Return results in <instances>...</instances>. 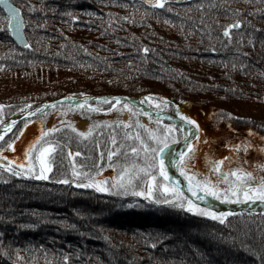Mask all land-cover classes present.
Here are the masks:
<instances>
[{
	"label": "trees",
	"instance_id": "obj_1",
	"mask_svg": "<svg viewBox=\"0 0 264 264\" xmlns=\"http://www.w3.org/2000/svg\"><path fill=\"white\" fill-rule=\"evenodd\" d=\"M11 2L28 46L13 42L0 9L1 121L67 93H157L219 108L222 127L264 130V0ZM92 106L107 111L60 105L48 112L74 121V129L55 126L46 135L53 126L43 124L41 137L54 146L49 182L0 171V264H264V215L213 219L83 187L104 171L142 188L152 173L134 174L140 159L156 165L151 149L179 139L123 104Z\"/></svg>",
	"mask_w": 264,
	"mask_h": 264
},
{
	"label": "rangeland",
	"instance_id": "obj_2",
	"mask_svg": "<svg viewBox=\"0 0 264 264\" xmlns=\"http://www.w3.org/2000/svg\"><path fill=\"white\" fill-rule=\"evenodd\" d=\"M164 100V99H161ZM167 101V100H164ZM162 102L158 101L155 99H149V102L152 103L153 106H156L158 108L165 109L166 105L169 104L172 100H168L167 102ZM177 103V102H176ZM183 103H178V105H182ZM194 104V103H192ZM53 110V109H51ZM47 111L45 113H50V111ZM45 115L46 117L44 118H35L29 121H26L22 124H20L16 129H14L9 135L5 136L4 139L0 142V155L3 153H6V156L8 159H5L6 163L8 162L13 163L17 169H13V173L19 172L20 176H26V177H32V178H37V179H43V177H47L53 167L52 165V158H51V153L52 151L48 152L47 155L45 156V164L48 166V170L44 171L43 173L41 172V164L38 159V153L39 149L43 147L44 144H50L48 142H44L43 138V124L45 123L46 125L53 126L51 129L56 126V128H60V126H65L69 128L74 129V121H68L69 117L68 115H65L62 117V120L65 122H62L60 120V114L61 112L59 111H54L49 115ZM121 115V113L119 112ZM122 117L125 115H121ZM3 120V119H2ZM1 122V120H0ZM64 123V124H63ZM80 123H83L80 121ZM168 125V124H167ZM79 129H82L81 127H78ZM166 128H168L166 126ZM22 129V131H21ZM50 131H46L45 135L49 133ZM167 133V131H166ZM212 133V132H211ZM209 133L211 139L214 138V134ZM226 133L223 131L219 132V136L221 138H224ZM39 137V140L37 139ZM206 142L205 145L200 147L199 142L195 143V148L193 147L192 150L186 155L184 161H183V166L181 169H183V174L185 176H189L191 179L195 178L196 180H199L202 182V185L200 184V187L204 190V182H208V187L209 188H215L217 189L216 197L219 196V199L223 200L224 195H228L229 199L228 200H236V197L231 195V192L227 191L228 189L232 188L233 182L236 180L235 177L231 176V172L233 170H237L238 172L243 171V172H250L254 170V164L250 165H245V164H231V172L224 171L225 166L223 165V175L221 174L220 171H217L214 167V164L216 161H219L218 156L214 157L212 155V145L209 141V138H205ZM198 140V138L196 139ZM8 142L12 143V147H8ZM227 143V142H225ZM224 142H215L216 146H220L221 148L226 146ZM29 145H36L35 148L29 149ZM229 146V144H228ZM260 146V145H259ZM204 147V148H203ZM252 148V147H251ZM203 149V151H202ZM253 149V148H252ZM3 150H8V152H3ZM255 150V149H253ZM31 153V154H29ZM194 153V154H193ZM216 153V152H215ZM16 154L18 157L16 159L12 158L11 155ZM193 154V155H192ZM232 153L229 152L228 158L231 157V161L234 160V157H232ZM213 157L215 158L213 161L214 162H209L210 160H207L208 157ZM207 157V158H206ZM156 159V157H155ZM142 163H140L139 168L140 170L135 172L134 174L137 173H143V172H151L152 176L149 178V180L146 182L144 187L139 188V189H134L133 186H129L126 184L125 180L120 178L119 176L114 175L111 172H100L97 175H89V179H85L83 181L85 184L89 182H95L96 180L101 181V187L108 189L107 193L111 194H134L137 197H143L145 199L152 200L151 198H154V200H169L170 203H166L169 205L175 206L177 203H184L187 205L188 199H186L182 194H180L173 186H171L165 179L164 177L160 174V168L158 162H156V165H153L152 163H146L147 159H140ZM149 161H153V156L152 154L148 158ZM13 161V162H12ZM23 165V167H21ZM31 165V167H29ZM9 169V168H8ZM158 171V172H157ZM27 172L29 175H24V173ZM88 173V172H87ZM91 174V173H88ZM94 175V176H93ZM139 175V174H138ZM138 175H133V178L135 177H141ZM218 175V176H217ZM253 175V173H252ZM56 177H59L60 175H55ZM49 177V175H48ZM47 177V178H48ZM199 177V178H197ZM46 178V179H47ZM243 179L248 183L249 181L252 180V176H245ZM125 183V184H124ZM128 185V187H127ZM151 186V193H148V188ZM96 189L95 187H91ZM165 188L170 189V191H165ZM145 193V195H140L139 193ZM242 197V198H241ZM240 198H243L242 193L240 194ZM177 207V206H176ZM184 208L185 210H188L187 207H180ZM190 212V211H189ZM192 213V212H191ZM195 213H201L200 211H196Z\"/></svg>",
	"mask_w": 264,
	"mask_h": 264
},
{
	"label": "water",
	"instance_id": "obj_3",
	"mask_svg": "<svg viewBox=\"0 0 264 264\" xmlns=\"http://www.w3.org/2000/svg\"><path fill=\"white\" fill-rule=\"evenodd\" d=\"M187 0H178L179 3H185ZM11 6L15 7L11 0H7ZM17 8V7H15ZM0 9L4 11V13L8 16V13L4 9L3 5H0ZM22 16V15H21ZM23 20V17H22ZM15 21H13L12 28H15ZM9 29V28H8ZM24 25H22L20 31L23 36V42L16 38L13 35L11 29H9L10 37L13 42L23 47L26 45V40L23 33ZM97 97H122L125 98L121 100L119 103L115 101V99H108V100H97ZM147 97V99H145ZM165 96L157 93H145L139 95H127V94H100V95H93V94H73L67 93L57 98L46 99L38 103H32L27 105L26 107L16 111L6 119L0 122V131L3 132V137L0 138V141L4 139L5 136L9 135L19 124L26 122L28 120L34 119L45 112L60 106V105H71L75 107H82L86 106L89 107L92 103L97 102H112L113 104H121V103H129V106H134L135 109H142L139 113L144 114L146 111L151 119L157 122H172L177 127L183 125V129H187L188 131L185 132L183 129L181 131V139L177 142L167 144V148H165L163 156L161 159L164 160L165 163V172L167 173V180L170 184H172L180 193H182L187 199L192 200V202L200 208H205L214 212H224L229 213L232 215L234 213H264V201H256V200H248V201H234V202H227V201H220L217 200L210 195H208L204 190L198 188L197 185L187 180L183 177L178 171L177 166L179 161L181 160L180 154L183 152L184 154L188 150L186 147V135L189 137H193L192 140L195 138L197 134L196 128L186 122L185 120L180 119L177 116V113H182L186 106L192 104V102H187L186 105L178 106L175 108L173 113H170L163 109H158L156 107L151 106L148 102V99H157L163 98ZM160 100V99H159ZM163 102V101H162ZM91 108V107H89ZM6 122H12L11 129L4 127ZM4 165V162L0 159V168ZM21 178L25 180H31L26 176H22ZM35 180V179H32ZM191 187V191H190ZM198 191L200 194L205 196L204 200L198 199V196H193L192 192ZM186 212H189L186 210Z\"/></svg>",
	"mask_w": 264,
	"mask_h": 264
},
{
	"label": "flooded vegetation",
	"instance_id": "obj_4",
	"mask_svg": "<svg viewBox=\"0 0 264 264\" xmlns=\"http://www.w3.org/2000/svg\"><path fill=\"white\" fill-rule=\"evenodd\" d=\"M177 106H178V103L172 101V104L166 105V110L170 113H173L175 111V107ZM177 115L179 117L187 116L190 119H194L199 125L197 136L191 142L194 148H195L196 142H199L200 147L203 146V144L205 145L206 139L204 138L209 137V140H211L210 143L213 144L212 145L213 151H212L211 156L220 157L218 159L222 163V165L225 166L224 171L231 172L230 171L231 164H236V163L245 164V165L254 164V170L252 171L253 175L251 173L252 180L249 181L248 183L256 185V186L264 184V130L263 129L255 128L253 126L243 127V126H237V125L234 127H230V126L222 127L220 125L222 120L221 121L219 120V117L221 116L220 109L215 106H211V105L207 106V105H201V104L194 103L189 106H186V110ZM167 124L168 126L171 125L172 129L176 131L177 134H179V136L181 135V131L173 123L170 122ZM230 125H235V124L231 123ZM194 127L197 130V126L194 125ZM220 131H223L224 133H226L224 135L225 136L224 138H221L219 136ZM211 132L214 134L213 139H211L209 135V133ZM201 136H203L204 138H202ZM197 138L198 140H196ZM217 141L224 142V143L227 142L224 144L226 146L222 148L220 146H216L215 142ZM228 144L230 147H228ZM233 145H239L240 147L234 148ZM251 147L255 150H253ZM191 150L192 149H190V151ZM3 152H8V150H3ZM229 152L233 154L232 157H234V160L232 161H231V157L228 158ZM223 155L226 156L225 160H222ZM0 156L4 161H6L5 159H8L6 156V153H3ZM11 157L16 159L18 155L12 154ZM185 157L180 161L178 165V171L183 176L185 175L181 171V168L183 166V161ZM214 159L215 158L213 157L207 158V160H210L209 162L211 163L214 162L213 161ZM6 165L11 170L17 169L13 163L8 162V164L6 163ZM222 169H223V166H222ZM9 172L13 173V171H9ZM187 178L195 182L199 186L200 184L202 185V182L199 180H196L195 178L191 179L189 176Z\"/></svg>",
	"mask_w": 264,
	"mask_h": 264
},
{
	"label": "snow or ice",
	"instance_id": "obj_5",
	"mask_svg": "<svg viewBox=\"0 0 264 264\" xmlns=\"http://www.w3.org/2000/svg\"><path fill=\"white\" fill-rule=\"evenodd\" d=\"M145 3L150 4V5H157V6H164V0H144ZM0 5L4 6V9L6 10V12L8 13L7 16V23H8V28L11 29L13 35L16 36V38L20 39L23 42V36L22 33L20 31L22 25H23V20H22V16H21V10L18 8H15L13 6H11V4H9L7 2V0H0ZM73 19H76V17H72ZM13 21H15V28H12V24ZM240 25V21H236L234 24H228L224 27V35L228 36L229 33V29L233 28V27H239ZM28 46V45H25ZM143 51L147 52L148 49L144 48L142 49ZM97 100H108V99H115L116 102H120L121 100L125 99L122 97H115V98H109V97H97ZM147 99V97L145 98ZM0 107H3L2 105H0ZM89 107H92L91 105H89ZM112 107H115V104L112 105ZM123 107L128 109L130 112L133 111L134 106L130 107L129 103H124ZM97 111H99L100 109H96ZM135 111L139 112L142 111V109H135ZM179 114V113H178ZM144 115H149L146 111H144ZM183 120L187 121L189 124L192 125H196L197 126V131L199 130V125L197 124V122L194 119H190L187 116H182L181 117ZM137 123H139V121H137ZM4 127L11 129L12 127V122H6ZM170 130L172 129V126L169 125L167 126ZM178 129H183V125L178 126ZM185 132H187V129H183ZM22 131V129H21ZM48 131H52V129H49ZM88 133L87 132H81L80 135L82 136H86ZM42 135H44V133H42ZM3 137V132L0 131V138ZM193 137H189L186 135V147L187 149H192L193 145L191 143V139ZM39 140V137L37 138ZM137 139H139V137H137ZM153 140H156L157 138L155 136L152 137ZM8 147L11 148L12 147V143L8 142ZM36 145H29V149H33L35 148ZM234 148H239V145H233ZM150 148V145H145L144 146V151H148ZM158 148V150H157ZM157 148H152L151 151L153 152L154 156L156 157V160L159 162V168H160V174L162 176H165V178H167V173L165 172V163L164 160L161 159V157L163 156L164 150L165 148H167V144H164L163 147H160L159 145L157 146ZM50 151H54V146L52 144H44L43 147H41L39 149V153H38V159L40 161L41 164V172L43 173L44 171L48 170V166L45 164V156L47 155L48 152ZM129 151L135 153L137 151V149L135 147H131L129 148ZM31 154V153H29ZM113 155L112 152L108 153L109 158H111V156ZM184 153L182 152L180 154L181 159L183 158ZM220 161L215 162L214 167L217 171H220L221 174L223 175V170L220 168ZM4 168H8L7 165H3ZM23 167V165L21 166ZM29 167H31V165H29ZM9 171H11V169H8ZM125 171H127V169H125ZM181 171L183 172V169H181ZM16 175H20L19 172L15 173ZM76 175H79V173H75ZM24 175H29V173L25 172ZM121 177L124 176V172H121ZM251 173L250 172H243L240 171L238 172L237 170H233L231 172V176L235 177L236 180L233 182V186L232 188L228 189L227 191L231 192V195L236 197L237 201L239 202L240 199V194L242 193L244 200H254V199H259L261 201H264V184H261L259 186L247 183L243 177L245 176H250ZM43 178H47V177H43ZM131 178L129 179L130 182ZM64 183H68V180H64ZM101 185V181L96 180L95 182H89L87 184L82 185L83 187H95L97 191H107L108 189L103 188L100 186ZM197 187L199 188V185H197ZM165 191H170V189L165 188ZM190 191H191V187H190ZM204 191H206L208 194L216 196L217 193V189L213 188H209L208 187V182L205 181L204 182ZM148 193H151V186H149L148 188ZM140 195H145V193L141 192L139 193ZM193 196H198V199L200 200H204L205 196L200 194L198 191H193L192 192ZM220 197L217 196V199H219ZM224 200H228L229 196L226 194L223 197ZM156 203H170L169 200H164V201H160V200H156ZM175 206L177 207H187L188 211L190 212H196V211H200L203 215L205 216H211L213 219H221L223 216L226 215V213L224 212H214V211H210V210H206V209H202L199 208L198 205L194 204L192 202V200H188L187 205H185L184 203L180 202L177 203ZM65 259H67V257H65Z\"/></svg>",
	"mask_w": 264,
	"mask_h": 264
},
{
	"label": "bare ground",
	"instance_id": "obj_6",
	"mask_svg": "<svg viewBox=\"0 0 264 264\" xmlns=\"http://www.w3.org/2000/svg\"><path fill=\"white\" fill-rule=\"evenodd\" d=\"M186 110V108H184V111ZM183 112V111H182ZM179 117V116H178ZM180 119H182L181 117H179ZM183 120V119H182ZM207 135V134H206ZM202 138H204L203 136H201ZM207 138H209V137H207ZM209 142H211V140L209 141ZM204 148V147H203ZM202 151H203V149H202Z\"/></svg>",
	"mask_w": 264,
	"mask_h": 264
}]
</instances>
